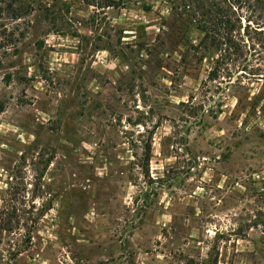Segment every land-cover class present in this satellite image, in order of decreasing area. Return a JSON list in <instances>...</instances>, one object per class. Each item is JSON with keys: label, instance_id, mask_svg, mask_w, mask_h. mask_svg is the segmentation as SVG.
<instances>
[{"label": "rangeland", "instance_id": "1", "mask_svg": "<svg viewBox=\"0 0 264 264\" xmlns=\"http://www.w3.org/2000/svg\"><path fill=\"white\" fill-rule=\"evenodd\" d=\"M174 3L0 0V264H264V81Z\"/></svg>", "mask_w": 264, "mask_h": 264}, {"label": "trees", "instance_id": "2", "mask_svg": "<svg viewBox=\"0 0 264 264\" xmlns=\"http://www.w3.org/2000/svg\"><path fill=\"white\" fill-rule=\"evenodd\" d=\"M174 2L185 23L202 34L194 47L201 54L200 61L212 57L208 81L218 80L223 73L228 78L227 86H241L237 77L244 74L264 81V0Z\"/></svg>", "mask_w": 264, "mask_h": 264}]
</instances>
